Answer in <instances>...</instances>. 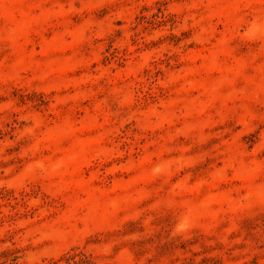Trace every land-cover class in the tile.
<instances>
[{"label":"rangeland","instance_id":"1","mask_svg":"<svg viewBox=\"0 0 264 264\" xmlns=\"http://www.w3.org/2000/svg\"><path fill=\"white\" fill-rule=\"evenodd\" d=\"M0 264H264V0H0Z\"/></svg>","mask_w":264,"mask_h":264}]
</instances>
